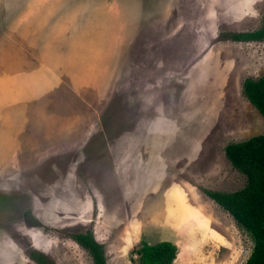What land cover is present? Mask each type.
Segmentation results:
<instances>
[{"label": "rangeland", "instance_id": "374dc122", "mask_svg": "<svg viewBox=\"0 0 264 264\" xmlns=\"http://www.w3.org/2000/svg\"><path fill=\"white\" fill-rule=\"evenodd\" d=\"M263 20L264 0H0V264H94L86 231L107 264L162 240L172 264H245L250 235L202 189L246 183L224 146L264 131L242 92L264 39L225 35ZM34 69L46 94L11 149L1 106Z\"/></svg>", "mask_w": 264, "mask_h": 264}, {"label": "trees", "instance_id": "16d2710c", "mask_svg": "<svg viewBox=\"0 0 264 264\" xmlns=\"http://www.w3.org/2000/svg\"><path fill=\"white\" fill-rule=\"evenodd\" d=\"M225 37L235 41L262 40L264 20L256 30L233 32ZM242 92L264 120V75L256 79L245 78ZM224 153L231 165L244 174L245 185L232 192L202 191L250 235L253 248L245 264H264V131L226 144ZM71 238L88 251L94 264H107L102 244L94 238L91 231L72 234ZM176 251L177 247L173 242L162 240L156 243L141 241L133 252L138 255V264H172ZM29 257L37 264H49L47 256L37 249H32Z\"/></svg>", "mask_w": 264, "mask_h": 264}, {"label": "crops", "instance_id": "0c3cea01", "mask_svg": "<svg viewBox=\"0 0 264 264\" xmlns=\"http://www.w3.org/2000/svg\"><path fill=\"white\" fill-rule=\"evenodd\" d=\"M39 71L40 69H34L30 73L27 74V77H30L28 79L30 80L32 79L31 81L29 80V82H26L25 80H22V83L24 85L23 89L32 92V93H29V96L26 99H23V100L16 99L17 104H13L11 105V107L1 106V110L3 111V117L4 119L7 120V122H9V124L1 123L2 125L1 129L4 128L8 130V134L5 136V140H6V145L11 147V149L12 148L14 149L15 147H19V148L26 147L27 144L25 142V136L29 135V131H28L29 122L33 120V117H32L33 108L36 105L39 106L41 97H44L46 94L44 89H46L47 86H45V84L41 85L42 83H37L35 79L36 77L38 78L37 73ZM74 71L76 73H80L82 69L77 68ZM91 71H92V67H91ZM24 130L25 132L23 133ZM182 251L183 249L179 246V255H178L179 257L181 256Z\"/></svg>", "mask_w": 264, "mask_h": 264}, {"label": "flooded vegetation", "instance_id": "af4514ba", "mask_svg": "<svg viewBox=\"0 0 264 264\" xmlns=\"http://www.w3.org/2000/svg\"><path fill=\"white\" fill-rule=\"evenodd\" d=\"M107 263V262H106Z\"/></svg>", "mask_w": 264, "mask_h": 264}]
</instances>
